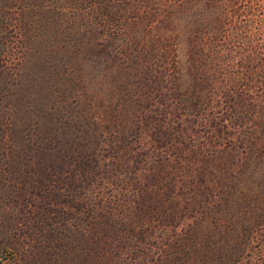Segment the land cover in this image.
I'll list each match as a JSON object with an SVG mask.
<instances>
[{
	"label": "rangeland",
	"instance_id": "obj_1",
	"mask_svg": "<svg viewBox=\"0 0 264 264\" xmlns=\"http://www.w3.org/2000/svg\"><path fill=\"white\" fill-rule=\"evenodd\" d=\"M76 1L78 10H59ZM92 1L0 0V231L35 224L54 183L66 182L68 199L93 181L97 194L120 200L141 170L155 191L177 192L159 206L192 248L174 264H227L234 239L249 236L239 225L264 227V102L225 95L224 111H204L214 76L194 60L209 42L191 34L192 0H177L170 17L159 16L166 0ZM215 12L202 21L218 34ZM247 19L264 28V18ZM172 154L183 166L167 165ZM261 252L253 264H263Z\"/></svg>",
	"mask_w": 264,
	"mask_h": 264
},
{
	"label": "trees",
	"instance_id": "obj_2",
	"mask_svg": "<svg viewBox=\"0 0 264 264\" xmlns=\"http://www.w3.org/2000/svg\"><path fill=\"white\" fill-rule=\"evenodd\" d=\"M99 2L92 1L93 5ZM158 2H154V7H157ZM176 2L166 0L159 16L173 15L172 10L179 5ZM191 2L185 8L196 14L197 18L195 16L192 21L198 26L195 33L191 34L197 37L202 33L209 42L208 45L197 47L194 60L202 65L203 75L210 73L211 77L214 76L209 84L210 94L207 93L205 99L201 97L199 100L201 106L205 105L204 111L212 108H220L217 109L218 113L224 111L221 104L226 101L223 99L225 95L230 98L243 97L242 100L250 105L256 101L263 103L264 28L253 24H249L253 26L249 27L246 22L247 18H264V0ZM76 5L77 1L69 6L58 7L60 11L67 7H74L76 11L79 9ZM246 5H251L252 10L244 14L241 8ZM207 8H215L214 18H222L218 34L205 26L209 25L205 20L202 21ZM235 18H245L242 21L244 23L240 24ZM255 22L261 23L260 19ZM173 60L178 61V58L174 56L171 63ZM233 105H229V108ZM220 123L228 127L227 117L222 118ZM223 141L233 142L225 138ZM170 157V162L167 161L169 167L183 166L180 165L183 161L179 155L172 154ZM99 174V178L103 179L102 173ZM134 180L136 185L128 184L126 187H132L130 198L127 196L120 200L113 199L114 194H97L93 181L87 184L82 195L76 197L73 194L74 198L68 199L72 193L65 187L66 182L54 183L52 196L42 197L41 211L35 224L20 221L13 229L0 231V264H174L175 257L185 250H192L189 244L178 240V236H181L179 233H183L181 225L170 221L168 209L159 208L165 207L162 202L177 192L175 188L170 189L166 185L155 191L152 184L146 182L141 170L136 173ZM70 210L78 214L63 216ZM21 225L26 230L21 232ZM253 225L248 221L239 225V228L245 227L250 233L246 240L240 235L234 239L237 248L235 253L224 252L227 264H253L252 253L258 250H262L261 254L264 252V233L259 232H264V227L259 229V226ZM182 262L197 264V260L191 256L183 258Z\"/></svg>",
	"mask_w": 264,
	"mask_h": 264
}]
</instances>
